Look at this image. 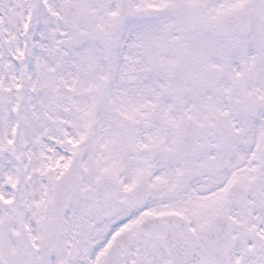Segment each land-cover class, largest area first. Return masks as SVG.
I'll list each match as a JSON object with an SVG mask.
<instances>
[{
  "label": "snow or ice",
  "instance_id": "snow-or-ice-1",
  "mask_svg": "<svg viewBox=\"0 0 264 264\" xmlns=\"http://www.w3.org/2000/svg\"><path fill=\"white\" fill-rule=\"evenodd\" d=\"M0 264H264V0H0Z\"/></svg>",
  "mask_w": 264,
  "mask_h": 264
}]
</instances>
